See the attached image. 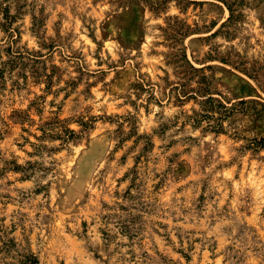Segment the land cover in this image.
I'll use <instances>...</instances> for the list:
<instances>
[{"label": "rangeland", "instance_id": "1", "mask_svg": "<svg viewBox=\"0 0 264 264\" xmlns=\"http://www.w3.org/2000/svg\"><path fill=\"white\" fill-rule=\"evenodd\" d=\"M30 253L264 264V0H0V264Z\"/></svg>", "mask_w": 264, "mask_h": 264}, {"label": "trees", "instance_id": "2", "mask_svg": "<svg viewBox=\"0 0 264 264\" xmlns=\"http://www.w3.org/2000/svg\"><path fill=\"white\" fill-rule=\"evenodd\" d=\"M66 134H67V138L69 139V138H73L76 133L72 129H67ZM22 262L26 264H41L39 258L33 253L26 255L25 259Z\"/></svg>", "mask_w": 264, "mask_h": 264}]
</instances>
